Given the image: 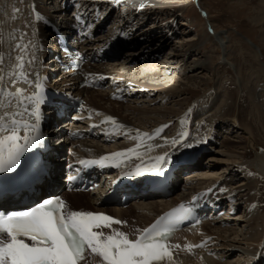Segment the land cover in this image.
I'll list each match as a JSON object with an SVG mask.
<instances>
[{"label": "bare ground", "instance_id": "bare-ground-1", "mask_svg": "<svg viewBox=\"0 0 264 264\" xmlns=\"http://www.w3.org/2000/svg\"><path fill=\"white\" fill-rule=\"evenodd\" d=\"M3 1H4L5 17L2 16V11H0V55L3 56V62L0 63V77H3V79H0V89H4L5 94H0V102H2V105H3L2 112H0V116H3L4 113H7L8 112L7 110L9 109L11 111V109L17 105L18 97L8 96L7 93H14L18 88H21V85H22L21 82L22 80H24V79L22 80L17 79V76H16V74L21 71V68L18 67L20 61L17 60V57L23 56L24 44L28 45L27 47V52H28L27 63L29 66L28 79H30L29 81H31V83L29 82L28 85L24 84L25 91L29 93L32 89H36L35 83L39 81L40 77H43V75L47 73V70L45 66L43 65L42 60L44 56L47 54L48 49L44 44L41 43L39 50L36 52V50L34 49L35 46H34L33 41L36 40V38H38L39 35H43L44 32L46 33V30H45L46 22H47V19L50 17L47 14H45L44 8L40 4L42 2L43 4H46L48 2V1L46 2V0H33L32 1V4L34 6V12H33L34 19H33V16L30 15V10H28V5L31 0H0V4H2ZM81 1H82V4L85 5L84 9L88 10L89 12L94 13L93 10H95L97 7H99V9L101 8L102 10V6L104 5H106L107 7L112 6L114 8V3L117 2L118 0H80V2ZM122 1L125 2L123 3L125 6H128L129 8L132 9L131 11H129L130 13L128 14L129 16L131 15L132 18H127L128 19L127 20L126 19L127 15L125 17L120 16L117 21H119L120 23L119 27L124 28V29H126L127 27L128 29L130 28L129 34L131 35L132 38H131V41H129L128 39H125V40L119 39V37L117 36V38L114 39L116 40V42L114 43L113 42L114 40H113L112 45L107 48V51L109 50L114 51V52L116 51V55L114 56L115 57L118 56V63L119 65H122V66H120L119 69L118 67L117 69H115L114 66L110 69V67L106 65H88L85 68V74L87 76L99 75L101 77H105L107 87L114 88L116 92L123 93V95L126 97L128 96L127 98L129 97L134 98L135 96L137 97L138 94H144V93L146 95H149L152 92H155L158 95V97L160 96L162 98V104H164L163 102L166 98L180 96L181 94L184 93V91L182 89L180 90L179 87H173L167 83L164 84V83H159V82L157 83L152 82L151 80H155L156 78L155 76L157 74L149 75V74L137 72L136 74H134V77H133V74L127 75L126 73V72H129V73L132 72V69H134V67H137L138 69L139 67L138 64L140 62L143 63L147 61V59L148 61H150V58L153 59L154 57H156L157 53L162 51L165 45L163 44V42L158 43L159 38L168 39L171 37L170 34L166 30L165 31L167 33L165 34H163L162 32H158V30L154 28L153 29L149 28V30H146L145 25L144 24L138 25L139 23H136L134 18L137 19V15L139 14L142 15L145 12L146 8H148V10L152 9L153 11H164V9H169L171 8L170 1H167V0H121V2ZM60 2L61 0H54V1L51 0V3L54 5L52 7H55V8L60 7L61 5ZM116 4H117L116 6L118 7L119 6L118 2ZM9 7H10V10L8 12V15H6ZM45 7L47 9L49 7L48 4L47 6L45 5ZM141 7L144 9H141ZM111 11L112 9L108 10L107 12H106V9L102 10L104 14L102 15V17L105 18L104 21L106 23L109 22L108 21L109 16L107 15H111L112 13ZM258 15H259L258 17L254 18L255 19L254 24L256 25V27L263 28L262 33L260 34V38L262 37V39L264 40V7H263V11L260 12ZM20 18L22 19V23L24 26V31H25L24 33L22 29H20L21 25H19L18 23V19ZM101 27H103V21H101L96 26L95 25L92 26V28L96 30L97 34L101 32L99 31L102 29ZM174 34H176V32H174ZM104 36L102 33L100 35H97L98 39L94 38L93 40L95 42L91 41L89 43L90 47L88 51L95 50V48H101V46L104 45V43L101 41L103 40ZM188 37L189 36L183 35L177 39V42L185 43V46L187 47V45L192 44V43H186L188 42V40L189 42L191 40L192 41L195 40V39L190 40L188 39ZM140 38L144 39L142 44H140L139 42L137 43V41H139L138 39ZM225 39L226 37L221 38L220 45L226 46V45H223V44L228 43V41ZM18 44L21 46L20 48L16 47V45ZM107 44H110V43H107ZM139 44H140V50L137 51L135 49L136 48L135 46ZM9 48H11L10 55L11 57L12 56L15 57V60H13L12 62L13 64H10L9 69L5 72V67L7 64L6 59L8 57ZM149 48L151 49L150 51L152 53L151 52L145 53V50ZM190 48H192V46H190ZM178 51L179 50H173V51L171 50V52H169L168 57H165L166 58L165 62L168 64L166 67L173 72L175 71L176 66L171 65V63H174L180 60V57L182 56L180 55ZM33 57H35L34 60L32 59ZM106 57L114 58L108 54L106 55ZM29 61H32V62L29 63ZM118 63L115 65H118ZM132 63L133 64L136 63V64H134V66H129ZM37 67L41 68V70L38 71V76H35L34 74L32 75L31 73H34ZM122 68H123V71H121ZM198 68L200 70L201 69L207 70L208 66L203 63V64H200ZM65 79H66L65 80L66 83L72 81V78L70 79L65 78ZM13 81L15 82L13 83ZM128 82H131V85L128 84ZM211 84L212 83H210V81L206 80L203 82L202 86L209 87L211 86ZM8 87H9V90L7 89ZM248 88H249L248 91L250 93H253L255 91L257 92V89L255 90L253 87H248ZM184 90H187V89H184ZM108 91L109 90L105 92L99 91L98 94H95L93 92V89L90 90L88 88L82 91V93H84V95L86 96L85 109L89 111V113H91V116H92L91 119L94 120V122L101 119L100 121L101 124H105V126H107L108 128L107 133L104 131L106 135L103 136L100 134V131L102 130V128L94 127L96 125H94L92 122L88 123V125L86 124L83 127L85 129L79 128L80 132L82 134L84 132H88L89 136L92 138L91 142L94 141L95 143H89L85 139H74V140L66 139L65 141L67 142L63 146L64 150H66L67 145L70 144L71 150L73 149L74 151H76L77 155L75 156L76 157L79 156V158H83L89 155L101 156V155L114 151L115 150L114 148L118 147L117 150L123 151V152H121V155H118L114 159L109 160V167L111 170H114L116 167L120 166L123 168L122 171H125L127 169L136 167L140 163L146 162L150 164L151 162H153L152 158L160 156L159 153H163V151L167 150L168 148L174 147L175 151L174 153H172V155L168 156L167 163L163 165V168L167 167L170 163H172L173 160L175 162H178L180 158L184 157L185 153L197 151L198 148L202 147L203 143L201 142L192 143L188 141V138L185 136V134H182V133L177 134L174 137H170V136L168 138L160 137L162 134H164V132L168 134V132L171 131L172 127L168 129L170 125L169 122L171 120L179 122L178 123L179 125H177L176 127V129L178 128L179 131L183 132L184 128H187V126H185V122L183 121V118L185 117L188 118L187 114H185L184 112L183 114L182 113L176 114L177 112H180V110L176 111V108H174V106L165 107L166 110H164L163 112L161 108L155 107L154 109H152L151 113H155L156 111L158 117L157 118L148 117L151 113L147 110L145 111L143 108H138L136 105L135 107H131L130 105L120 106L119 110L113 106L106 107V103L108 102H106L104 99H107L108 101H112V95H108L109 93ZM99 95L102 96L100 100H99ZM156 99H153V101L151 102L158 103L159 101H157ZM103 100L105 104L100 103V101H103ZM110 103L112 104V102ZM188 103H189L188 98L183 97V100H180V101L177 100L175 102V105L183 108L184 105ZM125 107H128V110L132 109L133 114L137 112L136 117L135 118L132 117V120H131L126 113H122L121 108L124 109ZM231 111H232V107L229 108L227 114L225 115H229ZM98 112L103 114L102 115L103 117L101 116L100 118L97 115ZM104 113L107 116H105ZM163 113H166V115H163ZM95 114L97 116H95ZM225 115L221 114L220 116H225ZM109 116H112L114 119L109 120L108 119ZM218 122H217V119H215L212 122L207 135H209L212 130H215L213 128H215V125L216 123L218 124ZM72 127H74L73 124L71 125L70 129H72ZM90 129H94L95 132L91 134L88 131ZM140 130H144V133L142 132L140 133L139 132ZM112 132L114 133L112 134ZM118 133H124V135L126 134L127 137L125 138L128 139V141H125V142L123 141L120 144L113 143L109 145L108 147H106L105 145H100L101 142L104 143V142L111 141L112 137ZM145 133H147L148 135H144ZM0 135H2V133H0ZM212 137L214 138H211L210 142L211 144L215 145V143L218 142L216 140V137L218 136L216 135L215 131L213 132ZM207 138L208 137L206 136L205 139ZM173 141H177V143H173ZM209 143H207V145ZM241 143H242L241 140L237 143H234L230 139H225L223 141V146H222L223 148H220L219 151H217L218 153L217 156L209 157V161L217 159L218 160L217 163H206L203 165L202 163H197L195 165L189 166L188 169L189 171L192 172V174H190L189 177H187L186 179L187 182L185 184H191V186H185V188L183 187L186 191L183 190V192H180L177 195H171L165 200L160 195L159 196L154 195L155 197L153 196L151 197L155 199V200L153 199L154 200L153 202L152 201L148 202L145 205L141 201H138L135 204L128 207L127 209L118 208V207H109L114 212V214L117 215L119 218L123 219L125 221L124 223L126 224L123 227L112 226L110 228L111 229L110 231H113V230L117 231L120 229L122 230L123 228H127V230H129V228H131L133 230L132 232H136L137 230L139 231V229H145L147 226L153 223L154 220L157 219V217H159L166 211L170 210L171 207L176 206L180 204L181 202H186L192 193L193 194L194 193L198 194V192L201 193V190L203 187H208L207 192L209 194L214 193L217 195L218 193L217 198L220 197L218 199L219 201L216 202V200H214V205L216 207H218L219 205H223V207L226 206V203H227L226 201H228V200H225L226 198H229V201H234L237 199L236 198L237 196H239L238 198L239 200L243 199L245 202L246 201L250 202L251 200L253 201L257 200L254 197L253 193L256 192V190L258 189V186L256 185L255 181H252L250 179L249 181H241V182L239 181V183H237V186L233 187L235 190L233 189V192L230 193L228 197H224V195L228 194L226 193V190L224 189V187H226L227 184L233 185V178L230 177L231 176L230 174H233V171H235L236 164L238 163L240 164L241 160L248 158V156H250L251 153L257 152L253 163H255L256 167H258L260 173H263L264 175V151L262 154L258 153L259 152L258 150L261 144L257 141H254L252 145H250V147L254 150H249V149L245 150L243 151V154L238 156L237 152L234 149L242 148ZM126 149H134V152H127ZM243 149H246V148L244 147ZM69 157L72 160L77 159L76 157H72V155H70ZM146 168H147L146 171L148 173H152L154 171V170L149 171L148 167ZM201 170H205V172L200 173L199 171ZM245 171L246 173H248L251 171V169L248 170L247 168H245ZM79 195H81L82 197L88 195L89 200H91L92 204L94 205L93 207L94 209L110 210L109 208L102 207L100 206V204H98L99 200H103L102 199L103 196L102 198H97V196H95L91 192L90 193H84V192L66 193L64 196V203L66 205V210L72 212V211H87L91 209V208L90 209H86V208L75 209V206H76L75 203L81 202V197ZM139 202H141L142 204ZM259 208L263 209L262 206H260ZM241 216L242 218H245L244 221L240 223L239 221L235 219V223L236 224H238V222L240 223L237 230L242 232V236H244V239H245L244 241H246L245 243L241 244V242L238 243V241L237 243L236 242L234 243V241L228 242V240H226L228 238L222 233V232L227 233L228 229L221 228L220 222L207 223V224L202 225V227L197 230H194L190 233L189 232L185 233L183 238L185 237L186 243L182 245L183 251L176 254L174 253V250L172 247L174 258H172L171 260H167L165 264H264V250H263L264 246L263 248L260 247L264 240V220H263L264 218L259 217L258 215H254V214H250L249 215L250 217L246 215H241ZM241 216H238V217H241ZM107 231H109V229ZM122 232H124V230ZM110 234L111 233L109 232L108 235ZM126 234L128 236H132L133 233H130L131 235H129V232ZM207 235H212V239L214 240V243L216 241L215 245L217 246L218 249H219V245L225 246L226 249L224 247V249H219L218 250L219 252L217 251L216 255L214 254L209 255L208 251H205L204 249L206 248V246H204L203 249L198 250V251L187 247L189 245H192V243L196 244V243H199L200 241H203V239ZM232 235H234V233H232ZM237 235L238 234H235L234 237ZM0 239H5V237H0ZM231 255L233 257L231 258L229 262L220 263L221 258H223L224 256L227 257ZM84 263L85 264H98L97 261L94 262L93 260H91V258Z\"/></svg>", "mask_w": 264, "mask_h": 264}, {"label": "rangeland", "instance_id": "rangeland-1", "mask_svg": "<svg viewBox=\"0 0 264 264\" xmlns=\"http://www.w3.org/2000/svg\"><path fill=\"white\" fill-rule=\"evenodd\" d=\"M47 1L48 0H46V2ZM167 1H170L171 8L164 9V11H153L152 9L148 10V8H146L148 11L145 10L146 13L144 12L142 15H137V19L134 18V20L136 23H139L138 25L144 24L146 30H149V28H154L163 34L168 32L171 37L168 39L159 38L158 43L163 42L165 45L162 51L157 54L155 53L156 57L153 59L150 58V61L147 59V61L143 63L140 62L138 64V69L137 67L132 69V72L134 73H126L127 75L133 74V77L137 72L149 75L157 74L155 76V80H151L152 82L164 84L167 83L170 86L179 87L180 90L182 89L184 91V93L180 96H167L168 98L164 100V104H162V98L160 96L158 97L155 92H152L149 95H146L145 93L138 94V96H135L134 98H127L128 96H125L120 98L119 101H108L107 99H104L106 102H108L106 103V107L113 106L119 110L120 106L130 105L131 107H135L136 105L138 108H143L145 111L147 110L151 113L152 109L155 107L161 108L163 112L166 110L165 107L174 106L176 111L180 110V112H177L176 114H183L184 112L188 116V118L185 117V121L188 122V127L184 132H188L190 130L191 132L197 131V134L200 135H203L205 132L204 124L207 123L206 121H208V124H212V122L217 119V122H219L218 124L216 123L215 128L213 129H215L214 131L218 136L216 137L218 142H216L215 145L213 144L212 152L207 153L206 156L201 158L200 161L202 165L206 163H217V159L209 161V157L217 156V151H219L220 148H223V141L225 139H230L234 143H237L240 140L242 141V148L234 149L238 156L243 154V151L245 150H254L250 147L254 141H257L261 144L258 153L262 154L264 151V40L262 37L260 38L263 28L256 27L254 24V18L258 17V14L263 11L264 0ZM117 2L119 4L118 7L116 6ZM117 2L114 3V8L112 6H110L111 8L109 6L107 7L106 5L102 6V10L106 9V12L112 9L111 15H107L109 16V22L106 23L108 25L107 28H110V30L107 29L110 33L116 30L117 26L120 25L119 21H117L120 16L125 17L127 15L126 19L132 18L131 15H128L130 13L129 11L132 9L128 6H125L123 4L125 3L124 1L121 2V0H118ZM46 4H48V2ZM52 6L54 5L51 3V7ZM141 9L144 8L141 7ZM149 12L152 14L155 12V14L152 15ZM102 30L103 28L99 30L101 31L100 34L102 33ZM173 31L176 32V34H174ZM183 35L189 36L188 39L190 40H195H191L190 42L188 40L186 43L192 44L187 45L186 47L185 43L181 42V44L177 42V39ZM225 37V40H227L228 43L223 44L226 46H222L220 45L221 38ZM138 40L139 41H137V43L139 42L140 44H142L144 41V39ZM140 44L135 46L137 51L140 50ZM190 46H192V48H190ZM188 48L191 50L189 51ZM150 50V48L145 50V53H150ZM171 50H179L178 52L183 56L180 57V60L171 63V65L176 66L174 72L166 67L168 64L165 62V57H168ZM117 63L118 56L114 57V59L103 60L97 65H106L110 67V69L114 66L115 69H117V67L119 69L122 65H119V63L118 65H115ZM203 63L208 66L207 70H200L198 68L200 64ZM134 64L132 63L129 66H134ZM121 71H123V68ZM206 80L212 83L211 86H202L203 82ZM128 84L131 85V82H128ZM248 87H253L255 90L257 89V92L255 91L250 93L248 91ZM106 90L107 89L104 88L103 92ZM93 92L98 94L99 91L93 90ZM183 97L188 98L189 103L184 105L183 108L175 105V102L177 100H183ZM100 98H102L101 95H99V100ZM153 99H156L159 102H151ZM104 100L100 101V103L105 104ZM110 102H112V104ZM204 106L205 109H211L210 114H203L201 111L198 113V109ZM230 107H232L231 113L229 115H225L227 114ZM121 111L122 113H126L131 120L132 117L135 118L137 115V112L133 114V110H128V107H125L124 109L121 108ZM197 114H199V117H196ZM221 114L225 116H220ZM163 115H166V113H163ZM148 117L157 118V112L155 111V113H151ZM178 123L179 122L177 121H173L172 131H170L168 135L165 136L166 138L169 136H176L179 133H184L175 129ZM200 126L201 128L198 131ZM207 126L209 128V125ZM91 139L92 138L89 136L88 138H85V140H87L89 143H95L94 141L91 142ZM126 141H128V139H126ZM102 143L103 142H101L100 145H105L106 147L111 145H106L105 142L103 144ZM210 145H212L211 142L206 145V147L210 149ZM244 147L246 149H243ZM256 153L257 152H253L250 154V156H248V158L241 160V165L239 163L236 164L235 171H233V174H230V177L233 178V185L229 184L230 189L232 187L233 190V187L237 186L239 181H249V179L256 182L258 189L253 193L257 200L245 202L243 199L239 200V196H237V199L234 200V206L237 207L235 210L236 212L232 215H226L227 217H225V221L222 223L220 222L221 228L228 229L227 233L222 232L228 238L226 239L228 242L234 241V243H237L238 241V243L241 242V244L246 242L244 241L245 239L244 236H242V232L237 230L240 223H242V221L245 219L242 218L241 215L249 216L250 214H254L264 218V209L260 210L258 208V204L259 206L264 205V175L263 173H260L258 167H256L255 163H253ZM244 167L248 170L251 169L247 175ZM199 172H205V170H201ZM187 177H189V175L185 176V180L183 179L180 184L181 186L179 185L181 188L179 189L178 187L174 195L182 192L183 187L191 186V184H185L187 182ZM229 188L228 190H230ZM229 194L224 195V197H228ZM79 196L81 197V202L75 203V209L91 208L90 210H95L93 208L94 205L88 198V195L83 197L81 195ZM151 201L153 202L154 200H141V202L145 205ZM229 205L230 203L228 206ZM234 206H232L230 211L235 209ZM108 211L114 213L111 209ZM235 219L240 223L238 222V224H236ZM123 230L125 233H128L127 228H123L122 231ZM109 232L112 234L113 231ZM232 233H234V235H238L234 237ZM224 247L225 246L223 245H219V249H224ZM225 257L226 256L220 259V263L229 262L233 256L231 255L227 256L226 258Z\"/></svg>", "mask_w": 264, "mask_h": 264}, {"label": "snow or ice", "instance_id": "snow-or-ice-1", "mask_svg": "<svg viewBox=\"0 0 264 264\" xmlns=\"http://www.w3.org/2000/svg\"><path fill=\"white\" fill-rule=\"evenodd\" d=\"M16 47L21 46L18 44ZM23 47L26 49L28 45ZM17 60L20 61L18 67L23 69V57L18 56ZM2 62L3 56L0 55V63ZM16 76L17 79L28 80V75L23 71ZM35 87L38 91L29 96L24 95V89L7 93L8 96L18 97L17 106L23 110L0 116V133L10 129L8 134L0 135V172H13L26 152L42 145L44 134L41 131L43 118L41 108L45 104V96L41 83L36 82ZM0 94H5L4 89H0ZM0 106H3L2 102ZM25 115L34 118V121L23 118ZM7 116L12 117L10 123L5 122ZM18 116L22 119H16ZM21 129L24 135L20 134ZM126 151L134 152V149ZM111 155L118 156L121 153ZM107 159L106 156L100 160L80 163L102 164ZM153 159L154 162L147 166L148 170H155V174L163 175L162 168L167 163V154ZM141 174L139 171L125 173L126 176ZM64 207V201L56 197L44 200L28 211L0 213V237H7L6 240L0 239V264H78L84 258L86 249L101 257L102 264H165L167 260L173 258V252L166 242L172 229L159 231L158 225L166 219L183 220L185 215L192 211V208L181 205L179 209L161 217L157 224L144 229L138 238L129 239L125 232L113 230L112 234L105 235L103 231L95 230L111 228L113 223L119 225L124 223L123 221L103 213L83 211L65 213Z\"/></svg>", "mask_w": 264, "mask_h": 264}]
</instances>
